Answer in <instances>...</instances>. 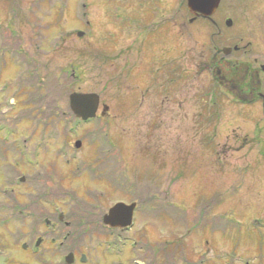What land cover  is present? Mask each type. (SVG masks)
Here are the masks:
<instances>
[{
	"label": "rangeland",
	"instance_id": "374dc122",
	"mask_svg": "<svg viewBox=\"0 0 264 264\" xmlns=\"http://www.w3.org/2000/svg\"><path fill=\"white\" fill-rule=\"evenodd\" d=\"M259 13L264 0H220L210 19L186 0H0V190L33 207L23 193L39 190L84 230L137 201L134 229L161 264H264V113L228 92L220 63H253ZM73 92L98 96L97 121H73ZM107 148L122 189L82 174Z\"/></svg>",
	"mask_w": 264,
	"mask_h": 264
},
{
	"label": "flooded vegetation",
	"instance_id": "af4514ba",
	"mask_svg": "<svg viewBox=\"0 0 264 264\" xmlns=\"http://www.w3.org/2000/svg\"><path fill=\"white\" fill-rule=\"evenodd\" d=\"M258 18L259 35H261L262 30L264 31V14L259 13ZM259 37L260 40H264V36ZM2 48H4V43ZM257 48V56L254 58L253 63L239 64V66L228 60L220 63L224 62L223 65L231 75V77L227 76L226 84L233 90L228 92H234L236 94L235 98L242 104L260 105L264 113V63L256 65L258 61H264L258 57V55L264 56V42L261 41L260 46H257ZM4 66L5 60L0 57V82L4 73ZM96 117L99 118L97 115ZM96 117L81 122L86 124L92 120L97 121ZM64 120L65 122L72 121L71 118ZM73 120L77 121L79 119L74 118ZM69 129L67 127L70 133L73 128L69 127ZM60 135L62 134L58 136ZM0 139L2 141L1 135ZM59 145L62 147L61 151L56 149L53 155L55 158H64L69 151L63 147L64 144L60 143ZM109 151V148L100 149L97 154L92 155L91 158L93 159L88 157V160L80 162L86 163L88 161L90 163V165H84L82 170V174L89 179L88 182L93 183L90 188L98 187L101 180L104 179L109 180L110 186L115 190L126 186V180L123 175L118 174L117 166L115 169H110L105 165L106 161L112 159L106 155ZM31 157L34 160L39 156L38 153L34 152ZM71 158L74 157L71 156ZM64 162L69 166V159L64 160ZM102 162L104 168H102ZM70 166L71 170L73 169L76 172L74 174L71 171L73 178L80 174L77 171L80 167L79 162L72 163ZM98 166L99 169L102 168L98 173L102 175L103 179L92 180L89 178L91 176L88 173H95ZM22 181L23 179L20 178L13 184L19 185L22 184ZM26 190H28V187ZM0 192L3 195L0 199V236H3V239L0 237V264H155L156 260H160L161 264V251L156 254V246L149 243L148 240L144 241L143 235L137 233V230L134 229L136 219L139 218V213L142 212L139 207L140 203L137 201L125 202L118 199L113 203V205L118 202L135 203L130 225L125 227L107 226L103 223L104 214L102 218L100 217L98 227L92 226V228L84 230L82 228L74 229V225L70 221L71 214L67 213L68 210L65 204L55 203L50 207L51 201L39 190L35 193L33 191L23 193L29 201L34 200V207L31 206V202L29 206H27V202L20 203L21 197L19 193H16L15 188L9 187L7 190L3 188ZM6 194L7 197L4 196ZM67 200L70 202L73 198L68 197ZM95 200L97 201V198ZM21 205H23V208ZM165 205L166 202L158 203L156 211L161 210ZM45 206L48 207V210L40 216ZM75 207L72 206V209L74 210ZM24 210L26 213H23ZM255 222L259 223L260 220L256 219ZM5 237H8L9 243L7 238L5 240ZM92 239H94V243H92Z\"/></svg>",
	"mask_w": 264,
	"mask_h": 264
},
{
	"label": "water",
	"instance_id": "95a60500",
	"mask_svg": "<svg viewBox=\"0 0 264 264\" xmlns=\"http://www.w3.org/2000/svg\"><path fill=\"white\" fill-rule=\"evenodd\" d=\"M219 2L220 0H186V5L189 11L194 14V18L201 17L204 19H210V17L218 8ZM226 25L230 26L231 21L226 20ZM229 51V48L222 49L224 54H228ZM68 99L69 107L76 117H81L85 120L95 115L98 107V96L96 94L73 92L69 94ZM106 109L107 108L104 107L103 111ZM79 145V142H76L75 146L79 147ZM130 208H127L125 205L120 203L114 205L109 209L108 214L104 216V222L110 225L119 223L123 225L126 221V218L130 217ZM116 221H119V223H114Z\"/></svg>",
	"mask_w": 264,
	"mask_h": 264
}]
</instances>
